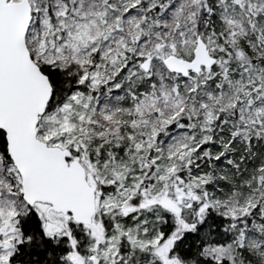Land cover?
<instances>
[{
    "label": "snow or ice",
    "instance_id": "6c2138e0",
    "mask_svg": "<svg viewBox=\"0 0 264 264\" xmlns=\"http://www.w3.org/2000/svg\"><path fill=\"white\" fill-rule=\"evenodd\" d=\"M0 264H264V0H0Z\"/></svg>",
    "mask_w": 264,
    "mask_h": 264
}]
</instances>
